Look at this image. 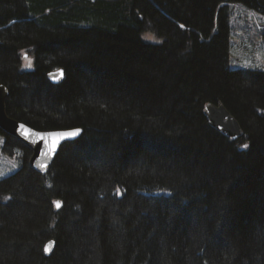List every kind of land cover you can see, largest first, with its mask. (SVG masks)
<instances>
[{
    "label": "trees",
    "instance_id": "obj_1",
    "mask_svg": "<svg viewBox=\"0 0 264 264\" xmlns=\"http://www.w3.org/2000/svg\"><path fill=\"white\" fill-rule=\"evenodd\" d=\"M233 2L264 12V0H0L8 114L81 128L46 173L2 132L21 154L0 179V264H264V70L230 67ZM208 102L240 137L211 125Z\"/></svg>",
    "mask_w": 264,
    "mask_h": 264
},
{
    "label": "water",
    "instance_id": "obj_2",
    "mask_svg": "<svg viewBox=\"0 0 264 264\" xmlns=\"http://www.w3.org/2000/svg\"><path fill=\"white\" fill-rule=\"evenodd\" d=\"M48 77L54 83H61L64 79L63 68L50 71ZM8 94V89L4 85H0V127L31 147L33 154L30 157V164L38 170L46 171L48 165L56 156L61 143L76 138L81 133V128L45 131L31 127L8 114L6 107ZM204 111L211 125L221 132L231 138H237L242 134L243 130L240 122L224 104L208 102ZM76 130L79 131L76 132ZM73 133L76 134L72 135ZM57 202L61 205V201H55L56 208H59ZM54 245V240L47 242L45 246L46 255L51 254Z\"/></svg>",
    "mask_w": 264,
    "mask_h": 264
},
{
    "label": "rangeland",
    "instance_id": "obj_3",
    "mask_svg": "<svg viewBox=\"0 0 264 264\" xmlns=\"http://www.w3.org/2000/svg\"><path fill=\"white\" fill-rule=\"evenodd\" d=\"M228 7L230 67L264 70V13L238 2ZM143 38L150 42L160 41L154 34H145ZM24 66H31L30 59L24 60ZM3 139L0 134V179L17 167L16 156L7 155L2 150Z\"/></svg>",
    "mask_w": 264,
    "mask_h": 264
},
{
    "label": "snow or ice",
    "instance_id": "obj_4",
    "mask_svg": "<svg viewBox=\"0 0 264 264\" xmlns=\"http://www.w3.org/2000/svg\"><path fill=\"white\" fill-rule=\"evenodd\" d=\"M79 130H76V132H78ZM76 133H73L72 135H75ZM245 147H247V146H245ZM60 206V203L59 202H57V207H59Z\"/></svg>",
    "mask_w": 264,
    "mask_h": 264
}]
</instances>
